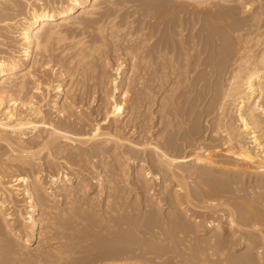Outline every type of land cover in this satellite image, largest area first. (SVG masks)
I'll return each instance as SVG.
<instances>
[{"label": "bare ground", "instance_id": "bare-ground-1", "mask_svg": "<svg viewBox=\"0 0 264 264\" xmlns=\"http://www.w3.org/2000/svg\"><path fill=\"white\" fill-rule=\"evenodd\" d=\"M176 1L178 2L186 1L185 3L188 2L199 7L203 5L204 6L212 5L215 7V5L216 4L218 5L219 2L220 3L225 2L237 6L240 3L242 4L245 0H176ZM47 2H45L44 0H0V38H3V40L1 39L0 41V46L1 48L6 50L5 52L0 50L2 51L0 52V143L1 142L6 143L7 146L5 144L4 145L12 151L8 154L5 153L4 155L6 156L3 155L4 157H6V161H4L3 158L4 163L3 164L0 163V164H2L3 167H6L8 165L7 161H17L20 163L19 164L20 166L21 165L22 167L24 166V169L27 166L26 168H28V171L30 172V173L28 172L29 174L25 176L14 175L13 178L10 176L13 180L7 181L5 180L6 177L2 176V172L0 171L1 172L0 173V225L5 230H7L9 236L12 235L11 237L14 238L12 241L17 242V245L19 243L21 244L22 246L20 248L21 253L25 254L24 251L26 252L29 249V245H31L33 241H35L38 237H43L45 234H47L48 236L46 235L47 236L46 240L45 238H43L45 240L44 242H46L47 244L48 243L51 244V249L54 251L56 255V259L58 260V262H56L57 260L53 259L55 260V263L62 264V261H64L63 256L66 255V253L70 252L72 254L73 252L75 253L86 252L85 250L88 247L87 248L85 247L86 249H84V246L86 245L85 243L88 242V239L90 237L87 236H89L91 232L90 231L88 234L86 230L91 229L93 227L100 228L101 226L104 225V223L105 225L107 223V225L109 226L103 227V230L101 232L103 231L108 232V234L112 236V239L113 237H115L116 240L115 242L114 240H110L114 242V244H112L111 246L109 244L107 246L106 244L107 251L104 252L103 254L101 253V256L102 255L104 256L103 258L99 259L98 257H95L97 260L99 259L100 264H133L134 260L132 262V259H141V261L144 260L145 264H151V263L217 264L215 263L216 260H218L220 264H227V263L228 264L230 263L231 264H264V230H263V226H260L261 224L263 225L264 222L263 221L264 196L262 195L263 192L262 194L260 192L261 189L264 191V187L261 186L262 187L261 188L259 186L258 188V184H257L256 185L257 187L255 186L254 187L255 189L256 188L260 189L259 192L257 191V189H256L257 192H255V190L252 189L251 191L247 189L249 192L248 196L241 197V195H239L240 196L239 197L237 195L240 194V192L238 194L234 193L235 192L234 190L236 189H239L240 191V188H238V183L234 182L235 180L234 179L233 182L237 183L236 185L237 187H235L233 183L232 186L236 188L233 189V191L232 190L220 191L218 189V186L217 187L214 186L215 188L212 187L213 190L211 189L212 191L210 192L206 190L208 189L207 187L204 189V191L201 190L202 193L200 195L204 197V199L212 201L213 199L215 200V198H218L220 202H215L214 204L213 202L212 204L208 202L211 205H208V203H206L207 206L206 205L199 206L193 202V200L195 199L194 197L197 196L198 191L195 192L194 191L195 189L193 190V188H191L192 186L189 184L190 181L188 182L187 178L185 177L187 170H191L194 172H196V170L201 172L208 171L209 173V170L213 169L214 166L213 165L214 159L213 160L210 159L212 158L210 157V155H212L210 154L211 150L209 152L208 148L204 146L203 143H196L198 140L197 141L195 140L196 142L193 141L194 139H197L194 138V136L199 134V126L198 128H194V130L191 131L192 132L191 138H193V140L192 142H189L190 147L191 145L197 146V147L194 146L195 149H193L195 150V153H197L198 155L193 158L194 160L193 164L188 165L187 167L180 165L181 163L183 164L186 162L188 153L185 152L186 150L178 151L175 139L170 137L168 141L165 140L163 143H158L152 146L153 156L151 157V161H150L151 165L148 162H143L144 161L143 159H140L137 167H134V169L132 168L134 180H136V183L141 188H144L146 186L148 179L150 178H155L159 180L160 188L164 193L167 192L166 193L167 196H170L171 198L172 208L169 214L164 215L163 213L159 214L156 211H154V209L151 207L152 206L151 200L150 203L146 205L145 208H143L141 213V219L137 218L134 215H131L132 217L134 216V218L139 219L138 221L135 219L137 222L133 218H131L130 216L131 213L129 214L128 212L130 211L129 207H128V211L126 210L128 214L124 215L122 213L123 212L122 210H124V208L122 207L124 206H122L121 204L122 199L121 196L119 198L118 194L124 193V191L122 189L120 190V188L122 183L124 182L123 175H125L127 172L124 173L125 167L122 166L121 157L131 156L132 159L133 157L131 153L126 151L125 152L122 151L123 152L122 154H120L121 152L118 153L117 150L122 148L124 143H121L122 138L116 134L117 132L114 133L115 131L112 132L113 130L110 131L108 130L109 128L103 129L98 122L94 127H92V129L90 127L89 128L90 130H88V132L85 131L87 127L84 129V125L85 126L88 125L85 123L86 116L85 118H83L82 116L78 115L77 113L78 111L79 114L82 113L80 112L81 110L79 109L78 111L76 110L77 107L81 105V103L76 105L74 101L75 99H78V97L75 98V96L78 95L76 94V92L77 93L79 92V94L80 92H82L83 93L82 97H84L83 95H85L86 98L88 97V95L86 96L87 94L86 88L89 86L90 89L93 88L91 87L90 84L93 82L92 80H94V75H96V73L99 70V66H97L98 63L101 64L102 62L104 63V61L109 57L108 54V50L110 48L109 46H111L110 48L112 49L111 52L114 53L116 52L117 42L118 41L121 42L120 34L124 29H126L124 28L125 26H123L124 24H122L123 27L121 25H117L118 21L117 22L115 21L117 18L114 17L111 19V14L108 17L109 21H105V20L103 21V19L100 20V18H98L97 15H100L99 13L102 10L104 4L103 2L109 4L110 5L109 8L112 7V10H114L115 12L119 11L121 9V6L116 5L114 0H57V1L52 0V2L48 0ZM169 2L171 3V0ZM249 3H251V1ZM229 4L228 6H230ZM150 5H152V3ZM154 5H158V4L155 3ZM172 6L173 5L170 4V8H172ZM22 7H24L23 10ZM161 8L165 9V6ZM167 8L169 11L168 12L166 10L167 13H170L171 9L169 7ZM176 8H177L176 10L178 11L179 9L177 6ZM173 9H175L174 6ZM209 9L212 10L211 8ZM231 9L229 11H231ZM161 12L165 13V10L162 9ZM182 12L183 11H181V13ZM117 14L114 13L115 16ZM154 15L155 17L158 16L155 13ZM224 15L225 13H223L222 16ZM150 16L152 17V15ZM229 17L230 16L228 14V22H230ZM222 18L223 19L219 18L220 21L221 20L226 21L224 17ZM155 19L156 18H154V20ZM157 19H159V17H157ZM171 19L172 18L170 17V20L168 22H170ZM232 20L235 21L237 19H232ZM156 21L158 20H155V22ZM176 21L173 23L172 20L173 24L170 25L169 23L168 27L169 29L172 30L174 34H177L176 36L178 37V39L171 38L170 35V37H165L162 40L158 38L157 40L155 39V35L157 34H155L153 37L151 36L153 39L156 40V41L153 40L154 43H153V49L151 47L152 49L151 53H147V50L149 48L146 50V53H144V50L140 51L141 48L138 51V49L136 50L134 49V47L130 49L131 45L129 49L128 47H126L128 52H127V56L125 55V57L126 59L129 58L128 67H126L127 72L123 73L122 68L125 65L121 68V65L123 64H119L120 66H118L116 70L118 75L113 80L114 82L113 84L115 86L113 91L109 95L110 97L107 96V93L104 91L105 90L104 86L106 82L105 80H107V78H105V80L101 78L99 79L98 84H95L99 87L98 88L99 91L101 90V92L104 95V98L100 97L101 99L103 98L102 100H100L102 101L101 103H107L110 102L109 100H111L110 105L112 107V110H110L107 113L105 120L111 121L112 119H114L116 122H119L122 119V115L127 108L125 109L123 102H119L120 100L118 101L116 98L120 92H124V91L127 92L128 89L130 88L132 89L131 87L132 85L133 86L136 85L138 89L139 87H143L144 90L146 89L145 90L146 93L148 91V93L146 94L147 98L150 97L152 93L150 91L151 88L148 89L147 84L152 86L153 89L155 90L161 88L163 90V87L165 88V86H168L163 91V94H161V96L159 97V100L161 102L159 101L158 103L160 105L159 110L163 113L162 120L164 121L166 120L165 122H167L165 127L168 128V126H170V128L172 129L173 128L172 126L175 125L172 124V121L174 120H172L171 118V111L169 112V109L171 108L170 105H172L173 101L171 100H173V98L170 99L171 94H169V92L173 93L175 89L177 90V88L183 83L191 84V87L197 88L196 90L200 92L199 94L196 92L198 95V102L199 100L201 101L206 100L205 98H207V95L212 93L211 96L212 99L207 104V109L203 112L208 117L211 114L213 115L215 114V116H213V119L214 118L215 119L213 121L214 124L212 123L213 130L211 129L212 130L211 134L214 136V138L218 137L219 139H221L220 143H222L224 152L227 154L228 153L233 154L236 158H238V160L240 159L243 161H247L248 165L250 164L253 170L254 169L257 170L258 172V173L256 172L257 174L264 176L263 175L264 121L263 118L260 116V114L261 115L262 113L264 114V22L263 24H261L260 23L261 21L260 22L257 21L258 23L243 25L246 22L245 23L243 22V24H241L242 22L241 23L236 22L232 24L233 22L232 21L231 24L228 25L229 35L226 34L227 35L226 36L223 33H218L219 31H217L215 27L214 28L208 27L209 29L208 28L206 29L205 28L206 24L203 27V29L206 30L204 31L202 29V31H204V34H202L201 31L198 32L199 30L194 31L196 30L195 28L197 27V24L196 27L194 29L192 28L191 30L190 26L187 25V23L184 24L186 21L184 22L180 21L179 23ZM217 23H223V22H217ZM72 27L76 29L86 28V30L88 31L90 30V32H92L90 34L91 35L93 34V36H91L92 38H90V40L88 37H87L88 40L87 38L85 40V38H82L83 36L85 37V35H87L85 34L79 38V41L76 39L77 42L76 43L74 42L72 46L68 45L69 47L68 46L64 47L65 44L67 43L71 44L72 43L71 41L77 38L74 37V39L71 41L69 39L70 34H68V31ZM141 27L143 28L144 26L142 25ZM159 29H161L160 26ZM189 29L191 31L190 32L191 34L188 36L186 34V31ZM79 31H83V30H79ZM95 31L97 34H95ZM130 32H131L130 30L129 32L127 31L129 42L135 40V37L139 35L136 34V36L135 35L133 36V33L129 35L128 33ZM151 32H153V30L150 31V33ZM168 32L170 33V31ZM125 33L126 31L124 32V34ZM124 34L122 35L123 37L126 36ZM205 34L206 37H204ZM6 35L12 38V41L10 42H14L10 44L12 47L5 46L6 43H4L5 42L4 38ZM123 39H125V37ZM143 39H142V43L148 40L147 38H145L147 40H143ZM149 40L151 41L150 37ZM151 42H149L150 45H148L149 44L148 43L147 46L149 47L152 46ZM145 44L146 42L144 43V45ZM59 49L60 52L58 51ZM56 51L59 52V54H57V56H59L58 58L64 57V59H66V64H65L66 68L63 70L61 68L64 66V64L62 66L58 65L59 62L57 64H54L56 63L55 62L56 55L53 54H55ZM73 51L75 53L70 55L71 53H73ZM204 54L205 55L208 54V56L205 57ZM112 55L113 54H111V56ZM61 61H63V59H61ZM107 61L109 62L108 59ZM95 62L97 63V65ZM51 63L54 64L52 65V70L54 71V75L56 76L58 73L57 76L60 77V80L56 85H54L55 81L51 79H48V81L41 83V80L37 78L38 76L37 72L39 69L38 67L46 68V66ZM105 63L102 66L105 67ZM201 66L202 67L204 66L203 68L204 71L203 70L202 71L205 72V74L204 73H201L200 75L199 73L198 75L195 74L196 71L197 72L201 71L199 69ZM68 71H70V74H68ZM100 71L97 73V75H99ZM124 74L125 77L123 76ZM101 75L103 74H100L99 77ZM104 76L106 77V75ZM123 77H124L123 79L124 81L123 80L121 81L123 82V84L119 85L118 83L120 82L118 79H122ZM122 88L127 90L122 91L121 90ZM98 89L95 88L92 90L95 91ZM124 93L120 95L123 96L125 94L127 95V93L125 94ZM36 94L37 95L39 94V96L41 95V97H39L41 98L39 102L35 101ZM138 94L140 95V93ZM141 94H142L141 97L139 95L135 96V99L137 100L136 104L132 101L135 104L134 105L132 103L133 106L130 107V110H132V112L135 111L140 106L138 104L139 100L141 101L145 100L142 99L144 98L143 96L145 94H143L142 92ZM91 95H89V97ZM94 96L96 95L94 94ZM106 96L109 97L110 99L107 100L108 98ZM137 96L139 98H137ZM84 98H82L81 100H83ZM93 101L95 100H92L91 102L93 103ZM43 102L46 103L44 104ZM41 103L44 105H50L52 109L55 110L54 112H58L60 116L57 119L59 120H56L55 118L52 117L47 118L46 114L48 113H45V110L43 109L44 106ZM175 103L177 104V102ZM201 103L203 104V102ZM132 107L133 109H131ZM85 113L82 114L84 115ZM200 113L201 115L204 116V113L202 112ZM188 116H190V114H188ZM78 125H80L82 129L81 128L78 129L77 128ZM115 129L119 130L118 125ZM164 131L162 133V136H160L161 138L164 137L163 135L165 133ZM8 133L13 134L15 136L14 139L11 136H8L10 135ZM32 134L35 135V137L33 139H29V136ZM78 144L82 145V147H84L83 145H91L90 152L88 153L89 149L87 150V152H85L84 150L86 149L79 148L80 146L78 147L77 146ZM117 144H119L118 145L119 147L117 146ZM1 145L2 144H0V146ZM103 145L106 147H103ZM5 146L4 149L6 148ZM1 148H3V146ZM218 148L219 146H217V149ZM67 150L73 151L72 153L68 152L69 154L68 153L67 154L71 157L70 158L71 160L74 159L73 160L75 161V163L73 162L74 165L77 164L76 161L78 160L80 162L78 164H80L81 166V162L87 164V161H90V159L91 161H93L95 158L99 157L97 164L103 165V168L105 169L103 174L105 175L104 176L98 175V176L100 177L103 176V178H100V180L103 183L106 182L105 187L111 193V195H109L108 193V196L104 198V205H100V202L97 205L98 200L100 201V199L95 195H90V197L88 196L89 194L87 193L91 189L93 184H90V182L86 181L83 177H81L84 174L81 170L78 169V171L75 172L77 173L76 174L77 176L73 177L74 175L73 172L72 175L67 172H64L63 178H60L58 177V175H60L61 171L65 170L66 168L64 164H62L60 168L58 167L59 168L58 170L57 168H55V170L53 169L54 163H51L50 161H48L49 163H51L50 165L48 164V167L46 166L47 163L45 165V162L47 161L46 159L49 160L50 158L51 159L54 158L53 160H55L56 155L58 156L62 153H65ZM105 154H108L110 156L116 155L115 157L117 159H115L116 163H114L115 165L113 164L114 166H112L108 162H105V160H102ZM62 157L60 156V158ZM107 158L109 157L107 156ZM206 158H208L209 161L203 162L202 160ZM65 159L68 158L66 157ZM56 160L59 161L58 159ZM0 161H1V157H0ZM236 163L237 161L235 162V164ZM39 164H43V166L45 165V169L41 168L42 170H39L38 172L36 170H33L34 168L37 169ZM56 165L57 163L55 164V167L59 166ZM82 167L83 166H81L80 168ZM152 167L156 168L155 170L157 172L156 171L153 172ZM237 167L240 168V166L238 165ZM233 168H235L234 165ZM238 168L236 170H238ZM227 170L228 169H226V171ZM46 171H48L47 175L50 176V178L54 181L55 184V187L52 188L51 191L50 190L47 191L46 189H43L44 187L41 178L43 177L42 173ZM228 171H230V169ZM161 173H163L164 175L168 174L170 176V179L171 178L172 180L175 179L177 184L174 185L171 189H168L170 185L168 186L167 183L171 181L165 179V177L163 179L162 176H160ZM56 175L58 178H56ZM206 181L208 180H205L204 182ZM225 183L226 182H224V184ZM23 184H24V189L22 192L21 187L23 186ZM69 185L71 187H69ZM203 185L208 186L207 183L206 184L203 183ZM200 187L203 186L201 185ZM224 188L225 187H223L222 189ZM171 191H173V193H171ZM54 192L55 194L57 193L56 194V198H58L57 201L64 203L65 206H63V209L62 208L60 209L57 203L54 202L52 198L53 196L52 193ZM22 193H24L29 200L28 201L29 210H27L28 211L27 216H24L25 214H23L22 212L23 210H21L20 208H18L17 210L18 216L20 217V219L21 218L23 219L22 221L25 222L27 233L25 232L26 235L23 236L21 234V231H19V229L14 230L12 228L10 220L8 218V214H6L7 206L9 204L14 203V201H16L15 197H20ZM113 194L117 196L114 197ZM226 195L228 196L230 195L229 200L231 199L234 200L229 201L225 199L224 202L223 201L221 202V200H224L222 198H225ZM86 197H88V199H85ZM188 205L197 209L199 208L203 210L209 209L210 212L214 215L219 213V216L220 213L226 211L227 214L224 213L225 214L224 217L225 220L228 222L227 223L228 225L226 224L227 227L222 226L223 224L220 225L216 223L215 225L214 223H212L215 221L214 219L216 218L213 219L214 221L212 222L210 221L211 223L202 226L200 224L201 222H199L200 220L197 221L200 215L196 216L194 220L193 218H190L192 217L189 216L190 215L189 212L191 208H187ZM101 206L102 208L98 210ZM223 207L225 208V210H223ZM40 210L43 211L42 212L43 218H41V220L40 217H38ZM146 211H148L147 212L148 214L149 212L150 214H152L149 215L151 216V219L147 218L148 219L147 221L145 219V215L147 214ZM115 214H120L118 215V217L119 216L120 217L119 218L116 217L117 215L115 216ZM188 217L189 219H187ZM207 218L209 220L210 217ZM211 218H213V216ZM111 219L117 220V222H113L111 221ZM93 220H96L95 223L93 222L91 223V221ZM191 220H193L192 222L193 226L188 225L191 223L190 222ZM42 223L46 224V228L44 230H41V232H39V228H41L40 225ZM113 223L114 225L111 226ZM92 224H94L93 227H90ZM83 228L85 230L84 231L85 234H87L85 235L86 237L84 235L76 236L74 231H72L71 233L69 232L70 235L66 236L67 233L64 232V230L68 229L70 231L75 230L78 234L80 233L81 230L83 232ZM2 230L0 228V234L3 232ZM214 230L215 231L218 230L219 232H221L220 235L222 237H224L226 234H229V237L228 236L225 237L226 238L225 240H223L221 236H218L219 237L218 238L216 236V232L218 231H216L215 234L213 233L212 235H210L212 232H214ZM92 231H94V233L96 232V230L94 229ZM101 232L99 234H101ZM4 233H2V235ZM7 233H5L4 235L6 236ZM94 235L91 234L90 236H94ZM198 236H201L202 239L199 240L200 237ZM197 237L198 239H196ZM68 241L70 242L68 243ZM93 245H92V250H94ZM65 246H68L69 250L73 252L63 251V249L67 248ZM237 247L246 248L247 253H245L242 257L238 259H230L229 251L232 252V249L234 250L235 248H236L235 250H237L238 249ZM149 248L151 250H149ZM97 249L98 248L95 247L96 251ZM16 251H14L15 254V255L13 254L14 256H18L16 255L17 253L20 254V256H23L21 253H19V251H17V253ZM6 252L9 251H7L6 249L4 254H6ZM8 254H6L5 256H8ZM13 255H11L12 259L14 257ZM99 255L97 254V256ZM0 256L4 257L1 254ZM11 256H8V258ZM90 256L91 255L89 256L87 255L88 258ZM87 257L85 258L87 259ZM90 258L92 259V257ZM130 260L132 263L128 262ZM148 261H150V263ZM89 262L88 263L91 264V261ZM38 263L40 262L38 261ZM136 263L138 262H135V264Z\"/></svg>", "mask_w": 264, "mask_h": 264}, {"label": "rangeland", "instance_id": "rangeland-1", "mask_svg": "<svg viewBox=\"0 0 264 264\" xmlns=\"http://www.w3.org/2000/svg\"><path fill=\"white\" fill-rule=\"evenodd\" d=\"M45 2H47L48 0H44ZM49 1H51L52 2V0H49ZM53 1H57V0H53ZM115 1V4L116 5H120L121 6V9L119 10L120 11V14H119V11H117V12H115L114 10H112V7L111 8H109L110 7V5L109 4H107V3H105V2H103L104 4H103V7H102V10H101V12L99 13L100 15H97L98 16V18H100V20L101 19H103V21L105 20V21H109V19H108V17H109V15L111 14V19L112 18H114V17H116L117 19L115 20L116 22H117V25H121L122 26V24H124L123 26H125L124 28H126V29H124L122 32H121V37H120V39H121V42L120 41H118L117 42V48H116V52L114 53V52H111V50L112 49H110L111 48V46H109L110 48H109V50H108V54H109V57L107 58L108 60H109V62L107 61V59L104 61V63L107 61L108 62V64H107V62L105 63V67L104 66H102L104 63L102 62V64L101 63H98V65H97V63H96V65L97 66H99V70H98V72L100 71V73H99V75L100 74H103V75H101V76H103V77H99V75H97V73H96V75H94V80H92L89 84L91 85V87H93L92 89H98L99 87L97 86V85H95V84H98V81H99V79H104L105 80V78H107V80H105L106 82H105V92L107 93V96H109L110 94H111V92L113 91V89H114V82H113V80L115 79V77H117V67L118 66H120L119 64H123V65H121V68L123 69V73H126L127 72V68L126 67H128V60H129V58H127L126 59V57H125V55L127 56V48L126 47H128V49H129V47H130V45H131V48L130 49H132L133 47H134V49H138V51L140 50V48H141V50L140 51H143L144 50V53H146V50H147V53H151V51H152V49H153V40L154 41H156L155 39H157L158 40V38L160 39V40H162V39H164L165 37H170V35H171V38H175V39H178V37L176 36L177 34H174L173 32H172V30L171 29H169V23H170V25H172L176 20V22H180V21H182V22H184V21H186L184 24H186L187 23V25H189L190 26V29L192 30V28L194 29L195 27H196V24H197V27L195 28L196 30H194V31H198V32H200L201 31V33L202 34H204V31L209 27V28H216L217 29V31H219L218 33H223L224 35H229V33H228V25H230L231 24V22H232V24L233 23H241V24H243V22L245 23V24H243V25H250V24H253V23H258V22H260L261 24H263V22H264V12H263V10H264V0H245L242 4L240 3L239 5H234V4H229V3H225V2H222V3H220L219 2V4L217 5H215V7L214 6H212V5H203V6H196V5H194V4H191V3H185L186 1H180V2H178V1H176V0H171V3L169 2L170 0H165V2H167V3H165L164 2V0H135V2H134V0H132V2H131V0H114ZM120 1V2H119ZM125 1V2H124ZM127 1V2H126ZM148 1V2H147ZM157 1V2H156ZM174 1V2H173ZM176 1V2H175ZM251 1V3H249V2ZM122 2H124V3H122ZM137 2V3H136ZM144 4H143V3ZM153 2H155L156 4H158V5H154L155 3H153ZM161 2H162V4H161ZM163 2H164V5H163ZM253 2V3H252ZM48 3V2H47ZM152 3V5H150ZM171 5H173L174 6V8L175 9H173V6H172V8H170V4ZM175 3V4H174ZM177 3V4H176ZM248 3V4H247ZM122 4V5H121ZM127 4V5H126ZM145 4H147V5H145ZM161 4V5H160ZM179 4H181V5H179ZM184 6H183V5ZM227 4V5H226ZM228 4L230 5V6H228ZM250 4V5H249ZM253 4V5H252ZM107 5V6H106ZM109 5V6H108ZM138 5V6H137ZM141 5H142V7H141ZM167 5V6H166ZM134 6H136V7H134ZM151 6V7H150ZM156 6H158V7H156ZM160 6V7H159ZM165 6V9L164 8H161V7H164ZM176 6L178 7V11L176 10L177 8H176ZM210 6V7H209ZM212 6V7H211ZM216 6H218V7H216ZM221 6V7H220ZM228 6V7H227ZM231 6H232V9H231ZM234 6V7H233ZM248 6V7H247ZM144 7V8H143ZM167 7H169L171 10V12L170 13H167V11H168V8ZM181 7V8H180ZM226 7V8H225ZM105 8V9H104ZM123 8V9H122ZM136 8V9H135ZM141 8V9H140ZM167 8V9H166ZM209 8H211L212 10H210ZM224 8V9H223ZM231 9V11H229L230 9ZM24 9V7H22V10ZM108 9V10H107ZM151 9V10H150ZM153 9V10H152ZM155 9H157V10H155ZM162 9L163 10H165V13H162L161 11H162ZM228 9V10H227ZM260 9H261V11H260ZM123 10V11H122ZM125 10V11H124ZM128 10V11H127ZM130 10V11H129ZM150 10V11H149ZM167 10V11H166ZM173 10V11H172ZM223 10V11H222ZM227 10V11H226ZM233 10V11H232ZM103 11V12H102ZM136 11V12H135ZM156 14V15H158V16H156L155 17V15H154V13ZM181 11H183L182 13H181ZM209 11V12H208ZM217 11H218V13L219 12H221V13H217ZM224 11H226V12H224ZM230 13H229V12ZM145 12V13H144ZM151 12V13H150ZM159 12V13H158ZM169 12V11H168ZM232 12V13H231ZM261 12V13H260ZM263 12V13H262ZM114 13L115 14H117L116 16L114 15ZM215 13H217V14H215ZM223 13H225V15H226V18H225V15L224 16H222L223 15ZM227 13V14H226ZM103 14V15H102ZM141 14H143V15H141ZM145 14V15H144ZM162 14V15H161ZM165 14V15H164ZM168 14V15H167ZM175 14V15H174ZM177 14V15H176ZM214 14V15H213ZM220 14H221V16H220ZM228 14H229V21L230 22H228ZM234 15V16H232V15ZM102 15V16H101ZM146 15H147V17H146ZM149 15V16H148ZM150 15H152V17L150 16ZM161 15V16H160ZM174 15V16H173ZM217 15H218V17H217ZM125 16V17H124ZM165 16H167V17H165ZM169 16V17H168ZM212 16V17H211ZM215 16V17H214ZM105 17V18H104ZM122 17V18H121ZM124 17V18H123ZM126 17H129V18H126ZM157 17H159V19H157ZM162 17V18H161ZM170 17L172 18L171 19V21L170 22H168L169 20H170ZM176 17H177V19H176ZM222 17H224V19H226V21L225 20H221L220 21V19H223ZM233 17V18H232ZM151 20H150V19ZM154 18H156L155 20H158L160 23H163V24H160L158 21H156L155 22V20H154ZM161 18V19H160ZM164 18V19H163ZM174 18V19H173ZM213 18V19H212ZM215 18V19H214ZM220 18V19H219ZM237 19V20H232V19ZM180 19V20H179ZM182 19V20H181ZM219 19V20H218ZM161 20V21H160ZM172 20H173V23H172ZM179 20V21H178ZM214 20H216V21H214ZM239 20H241V21H239ZM251 20H252V22H251ZM153 21V22H152ZM208 21V22H207ZM215 23H214V22ZM256 21V22H255ZM258 21V22H257ZM120 22V23H119ZM148 22V23H147ZM152 22V23H151ZM206 22V23H205ZM217 22H223V23H217ZM228 22V23H227ZM158 23V24H157ZM189 23V24H188ZM214 23V24H213ZM224 23H226V24H224ZM248 23V24H247ZM154 24V25H153ZM160 24V25H159ZM207 25V27H206V25ZM209 24H211V25H209ZM218 24V25H217ZM131 25V26H130ZM144 26L143 28L141 27V26ZM150 25V26H149ZM162 25H163V27H162ZM204 25H205V28L206 29H203V27H204ZM122 26V27H123ZM152 26V27H151ZM155 28H154V27ZM158 26V27H157ZM159 26H160V28L161 29H159ZM188 26V27H189ZM218 26V27H217ZM221 26V27H220ZM227 26V27H226ZM149 27V28H148ZM225 27H226V29H225ZM146 28V29H145ZM152 28H154V29H152ZM208 28V29H209ZM75 29L76 28H74V27H72V28H70L69 29V31H68V34H70L69 35V39H70V41L71 40H73L74 39V37H77V38H75L73 41H71L72 43L70 44V43H67V44H65L64 45V47L66 46H72L73 44H74V42L76 43L77 42V40L79 41V38L80 37H82L83 35H85V34H87V35H85V37L83 36L82 38H85V40H86V38L88 37L89 38V40H90V38H92L91 36H93V34L91 35L90 33H92V32H90V30L88 31V30H86V28L85 29H76V31H75ZM131 31L130 33H128L129 35L130 34H132L133 33V36L135 35L136 36V34H139L140 35V37H139V35H137L136 37H135V40H133V41H128V36H127V31L129 32V30ZM132 29V30H131ZM150 29V30H149ZM153 30V32H151V33H153V34H151L150 33V31H152ZM158 31H157V30ZM190 29L189 30H187L186 31V34L189 36L191 33V31H190ZM202 29L204 30V31H202ZM71 30V31H70ZM79 30H83V31H79ZM139 30V31H138ZM141 30H142V32H141ZM161 30V31H160ZM221 30H222V32H221ZM73 31V32H72ZM85 31V32H84ZM126 31V33L124 34V32ZM146 33H145V32ZM168 31H170V33L168 32ZM224 31V32H223ZM70 32V33H69ZM84 32V33H83ZM88 32V33H87ZM157 32H159V33H157ZM163 32V33H162ZM168 32V33H167ZM172 32V33H171ZM188 32V33H187ZM141 33H142V35H141ZM72 34V35H71ZM95 34H97L96 33V31H95ZM126 35V36H124L125 37V39H123L124 37L122 36V35ZM155 34H157V35H155ZM168 34H169V36H168ZM145 35V36H144ZM155 35V39H153L152 37ZM226 35V36H227ZM72 36V37H71ZM152 36V37H151ZM156 36H157V38H156ZM173 36V37H172ZM175 36V37H174ZM208 36V35H207ZM71 37V38H70ZM127 37V38H126ZM142 37V38H141ZM147 38V39H145V38ZM149 37L151 38V41L149 40ZM162 37V38H161ZM204 37H206V34L204 35ZM10 38V39H9ZM88 38H87V40H88ZM144 38V39H143ZM1 39L3 40V38H0V41H1ZM5 42L4 43H6V45L5 46H7V47H12L10 44H12V43H14V42H10V41H12V38L10 37V36H5ZM77 39V40H76ZM140 39V40H139ZM142 39L143 40H147V41H145L146 42V44L144 45V43L145 42H143L142 43ZM81 40V39H80ZM125 41V42H124ZM139 41V42H138ZM124 42V43H123ZM129 42V43H128ZM149 42H151L152 44V46H147V44L149 43ZM132 43H133V46H132ZM136 43H137V45H136ZM8 44V45H7ZM119 44V45H118ZM140 44V45H139ZM142 44V45H141ZM10 45V46H9ZM136 47H135V46ZM148 45H150V43L148 44ZM68 46V47H69ZM125 46V47H124ZM139 46V47H138ZM141 46V47H140ZM144 46H145V48H144ZM120 47V48H119ZM151 47H152V49H151ZM142 48H144V49H142ZM118 49V50H117ZM120 49V50H119ZM123 49H124V51H123ZM126 49V50H125ZM0 50H2L3 52H5L6 50L5 49H3V48H1V46H0ZM122 50V51H121ZM2 51H0V52H2ZM59 52H60V49L58 50ZM118 51V52H117ZM148 51H150V52H148ZM59 52H57L56 51V53L55 54H53V55H56L55 57V62L56 63H54V64H57L58 62V65L59 66H62L63 64H64V68L62 67L61 69L63 70V69H65L66 67H65V64H66V59H64V57L62 58V57H60V58H58L59 56H57V54H59ZM136 52V51H135ZM209 52V51H208ZM75 52L73 51V53H71L70 55H72V54H74ZM118 53V54H117ZM111 54H113L112 56H111ZM205 55V54H204ZM204 55H203V58H204ZM208 56V54H206L205 55V57H207ZM129 57V56H128ZM58 58V59H57ZM67 58V57H66ZM61 59H63V61H61ZM124 61H126V62H124ZM53 63H51V64H49V65H47L46 66V68L44 67V68H40V67H38L39 69H38V72H37V74H38V76H37V78L38 79H40L41 80V83H44V82H46V81H48V79H51V80H53V81H55L54 82V85H56L58 82H59V80H60V77L59 76H57L58 75V73H57V75L55 76L54 75V71L52 70V65H54ZM102 67V69H101V67ZM107 66V67H106ZM126 68V69H125ZM204 66L202 67H200L199 69L201 70V71H199V72H195V74H197L198 75V73H199V75L201 74V73H204L205 74V72H203L204 71ZM125 69V70H124ZM52 70V71H51ZM203 70V71H202ZM103 71V72H102ZM52 72V73H51ZM68 74H70V71H68ZM195 74H194V76H195ZM203 74V75H204ZM55 77H54V76ZM104 75H106V77L104 76ZM196 75V76H197ZM96 76V77H95ZM98 76V77H97ZM124 77H125V74L123 75ZM149 76H151V75H149ZM148 76V77H149ZM124 77L122 78V79H118L119 80V82L120 83H118L119 85H122L123 84V82H121L123 79H124ZM150 78V77H149ZM67 80V79H66ZM97 80V81H96ZM108 81V82H107ZM112 81V82H111ZM124 81V80H123ZM195 83V82H194ZM31 86H33V85H31ZM69 86V85H68ZM88 86V85H87ZM96 86V87H95ZM70 87V86H69ZM95 87V88H94ZM108 87V88H107ZM132 87V89L130 88V89H128V91L129 90H131V91H127V92H125L124 90H127V89H124V88H122L121 90L122 91H124L125 93H127V95L124 93V92H120L118 95H117V100L119 101V102H123V105L125 106L124 108L126 109L125 111H124V113H123V115H122V119L119 121V122H116L114 119H112L111 121H107V120H105V118H106V116H107V113L110 111V110H112V107H111V100H109L110 98V96L109 97H107L108 99L107 100H109L110 102H107V103H101L102 101H100V100H102L103 98H104V95H103V93L101 92V90L99 91V89L98 90H92V89H90V86L89 87H87L86 88V92H87V94H86V96L88 95V99L85 97V95H83L84 97H82V92H80V94H79V92L77 93L76 92V94H78V95H74L75 96V98L76 97H78V99H80V100H78V99H75V98H73V99H75L74 101H75V104L77 105V104H79V103H81V105H79L78 107H80V108H78L77 107V111H78V109L79 110H81L80 112H82V113H85L84 115L82 114V113H80L79 114V111L77 112L78 113V115L79 116H82L83 118H85V116H86V120H85V123L86 124H88L89 125V127H88V125H84V129H85V131H87L88 132V130H90L89 128L91 127V129H92V127H94L96 124H97V122L101 125V127L103 128V129H108V130H110V131H112V132H114V133H116L118 136H120L121 138H122V141H121V143H124V145H123V147L122 148H120V149H118L117 151H118V153H120V154H122L123 152L122 151H126V152H129V153H131V155H132V157H133V159L131 158V156L129 157V156H127V157H125V156H123V157H121L122 159H121V161H122V166L123 167H125L124 168V173H126L125 175H123V180H124V182L122 183V185H121V188H120V190L122 189L123 191H124V193L122 194H118V196H119V198H120V196H121V204H122V206H124V207H122V208H124V210H122L121 212L125 215V214H128V212H129V214H130V216L131 215H134V216H136L137 218H139V219H141V213H142V210H143V208H145L146 207V205H148L149 203H150V200L152 201V208L154 209V211H156L157 213H163L164 215H168L169 214V212H170V210H171V208H172V205H171V198H170V196H167V192L166 193H164L163 191H162V189L160 188V185H159V180L158 179H155V178H150V179H148V182H147V184H146V186L144 187V188H141L140 186H138V184L136 183V180H134V175H133V169H134V167H137V165L139 164V160L140 159H143L144 161L143 162H148L150 165H151V163H150V161H151V157L153 156V148H152V146H154V145H156V144H158V143H163L165 140H167L168 141V139L170 138V137H172L173 139H175V142H176V144H177V150L178 151H182V150H186L185 152H187L188 153V157H187V160H186V162L185 163H181L180 165H182V166H185V167H187L188 165H191V164H193V158L195 157V156H198L197 155V153H195V150H193V149H195V147H197L196 145H191V147L189 146V142H192V140H193V138H191V134H192V130H194V128H198V126H199V134H197L196 136H194V138H197V139H194L193 141H195L196 143H203V145L204 146H206L207 148H208V150H209V152H210V150H211V153L210 154H212V155H210V157H212V158H210V157H208V158H210L211 160H213V169H211V170H209V173H208V171H203V172H201V171H198V170H196V172H194V171H191V170H187V172H186V174H185V177L187 178V180H188V182H189V184L192 186L191 188H193V190L195 191V192H197V196L196 197H194L195 199L193 200V202L194 203H196L197 205H206V203H208V202H210L211 204H212V202H213V204L215 203V202H220L219 200H218V198H215V200L213 199H211L212 201H209V200H207V199H204V197H202L200 194L202 193V191H204V189L207 187L208 189H206L207 191H212L213 190V188L212 187H217L218 186V189L220 190V191H227V190H232L233 191V189H236L235 187H237L236 185H237V183H238V188H240V191H239V189H236L237 190V192H236V190H234L235 192V194L237 193H239L240 192V194H238L237 196H239V195H241V197L243 196V197H245V196H248V190L249 191H251V189L252 190H255V192H259L260 191V189H258L259 188V186L261 187H264V176H262V175H260V174H257L258 172H257V170L256 169H252V166L249 164L248 165V162L247 161H243V160H238V158H236L233 154H227V153H225L224 152V148L222 147V143H220L221 142V139H219L218 137H215L214 138V136L211 134L212 132V130H213V125H212V123L214 124V119H213V116H215V114L213 115V114H211L209 117L207 116V115H205V113L203 112V111H205L206 109H207V104L211 101V99H212V93H210V94H208L207 95V98H205L206 100H204V101H201V100H199V102H198V95H197V93L199 94L200 92L199 91H197L196 89L197 88H193V87H191V84H188V83H183L182 85H180L178 88H177V90L175 89V91L173 92V93H170L169 92V94H171L170 95V99H172L173 98V100H171V101H173L172 102V105H170V109H169V112L171 111V118H172V120H174V121H172V124L173 125H175V126H172L173 128L171 129L170 128V126H168V128L167 127H165L166 126V123L167 122H165L164 120H162V118H163V113L159 110V108H160V105H159V97L161 96V94H163V91L168 87V86H165V88L163 87V90H162V88L161 89H153V87L152 86H150L149 84H147V87H148V89H150V91L152 92L151 93V98L150 97H148L147 98V96H146V94L148 93V91H147V93H146V89L144 90L143 89V87H139V89L136 87V85H132L131 86ZM134 87V88H133ZM67 88V87H66ZM90 90H89V89ZM112 89V90H111ZM152 89H153V91H152ZM193 89H195V90H193ZM88 91H90V92H88ZM93 92V94H92V92ZM99 93H98V92ZM107 91H109V92H107ZM158 91H160V92H158ZM162 91V92H161ZM202 91V90H201ZM96 92H97V94H96ZM132 92V93H131ZM141 92L143 93V94H145L143 97L144 98H142V99H145L143 102L141 101V100H139V105H137V106H139L135 111H133L132 112V110H130V107L131 106H133L132 105V103L134 102L135 104H136V99H135V96L136 95H139L138 93H140V97L142 96V94H141ZM145 92V93H144ZM197 92V93H196ZM203 92V91H202ZM101 93H102V95H101ZM125 94L124 96L123 95H120V94ZM204 93V92H203ZM92 94V95H91ZM94 94L96 95V96H94ZM129 94V95H128ZM153 94H155V95H153ZM157 94V95H156ZM174 94V95H173ZM80 95V96H79ZM89 95H91L90 97H89ZM38 96V97H37ZM73 96V97H74ZM121 96V97H120ZM132 96V97H131ZM156 96H157V98H156ZM39 97H41V95L39 96V94L37 95L36 94V98H35V101L36 102H39L40 100H41V98H39ZM80 97V98H79ZM94 97H96V98H94ZM99 97V98H98ZM100 97H103L102 99L100 98ZM146 97V98H145ZM197 97V98H196ZM82 98H84L83 100H81ZM131 98V99H130ZM137 98H139L138 96H137ZM95 100V101H93V103L91 102L92 100ZM155 99V100H154ZM195 99H197V100H195ZM135 100V101H134ZM148 100V101H147ZM153 100V101H152ZM196 102H195V101ZM100 101V102H99ZM130 101V102H129ZM133 101V102H132ZM150 101H152V102H150ZM195 102V104H194V102ZM78 102V103H77ZM90 102V103H89ZM125 102V103H124ZM150 102V103H149ZM155 102H157V103H155ZM161 102V101H160ZM175 102H177V104L175 103ZM198 102V103H197ZM201 102H203V104L201 103ZM44 103V102H43ZM46 103V102H45ZM44 103V104H45ZM133 103V104H134ZM42 104V103H41ZM44 104H42L44 107H43V109L45 110V113H48V114H46L47 115V118L49 117H52V118H55L56 120H59V119H57L60 115H59V113L58 112H54L55 110L54 109H52V107L50 106V105H44ZM100 104H101V106H100ZM106 104V105H105ZM134 104V105H135ZM148 104V105H147ZM199 105V106H198ZM150 106V107H149ZM198 106V107H197ZM141 107V108H140ZM140 108V109H139ZM131 109H133V107L131 108ZM24 110V109H23ZM129 110H130V112H129ZM200 110V111H199ZM160 111V112H159ZM186 112V113H185ZM195 112V113H194ZM200 112H202V113H204V116L203 115H201V113ZM260 112V111H259ZM130 113V114H129ZM180 113V114H179ZM183 113V114H182ZM190 114V116H188V114ZM89 114V115H88ZM185 114V115H184ZM201 116H200V115ZM175 115V116H174ZM181 115L182 117H183V119H182V117L179 116ZM187 115V116H186ZM191 115H193V116H191ZM195 115V116H194ZM198 115V116H197ZM126 116H128V117H126ZM131 116V117H130ZM173 116V117H172ZM185 116V117H184ZM260 116L263 118V121H264V114L262 113V115L260 114ZM89 117V118H88ZM124 117H126V118H124ZM189 117V118H188ZM197 118H199V119H197ZM88 119V120H87ZM87 121V122H86ZM185 121V122H184ZM89 122V123H88ZM160 122V123H159ZM163 122V123H162ZM165 122V123H164ZM174 122V123H173ZM198 122V123H197ZM95 123V124H94ZM195 123H197V124H195ZM117 125H118V128H119V130H116L115 128L117 127ZM196 125V126H195ZM211 125V126H210ZM82 126V125H81ZM192 126H194V127H192ZM201 126V127H200ZM83 127V126H82ZM209 127V128H208ZM212 127V128H211ZM78 129L79 128H81L80 127V125H78V127H77ZM208 128V129H207ZM82 129V128H81ZM83 129V130H84ZM168 129V130H167ZM173 130V131H171V130ZM212 129V130H211ZM165 130V131H164ZM200 130H202V131H200ZM208 130V131H207ZM163 131L165 132L163 135H164V137L163 138H161L160 136H162V133H163ZM206 131V132H205ZM201 132V133H200ZM205 132V133H204ZM208 133H210V134H208ZM8 134H10V135H8V136H11L13 139H14V135L13 134H11V133H8ZM46 134V133H45ZM44 134V135H45ZM206 135V136H205ZM212 135V136H211ZM35 137V135H30L29 136V139H33ZM210 137V138H209ZM190 138V139H189ZM213 140H212V139ZM218 138V139H217ZM184 139V140H183ZM191 140V141H190ZM185 142V143H184ZM188 142V143H187ZM0 144H2L1 146H0V157H1V161H0V163H4V161H6V157H4V156H6V155H4L5 153L6 154H8V153H10V152H12L8 147H6L7 145H6V143H0ZM6 146H5V145ZM112 145H114V144H112ZM111 145V146H112ZM119 144H117V146H118ZM184 145V146H183ZM3 146V148H1ZM4 146L6 147L5 149H4ZM79 148H81V149H86V150H84L85 152H87V150L89 149V151H88V153L90 152V150H91V145H83L84 147H82V145H77ZM88 148H87V147ZM186 146H187V148H186ZM189 146V147H188ZM195 146V147H194ZM217 146H219V148L217 149ZM103 147H106V146H104L103 145ZM119 147V146H118ZM179 147V148H178ZM182 148V149H181ZM185 148V149H184ZM210 148V149H209ZM215 148V149H214ZM220 148H222V149H220ZM7 149H9V150H7ZM7 150V151H6ZM213 150V151H212ZM222 150H223V152H222ZM9 151V152H8ZM71 150H67L65 153H62V154H60V155H56L55 156V160H53V159H46L47 161L45 162V165H46V163H47V167H48V164L50 165L51 163H54V167H53V169L55 170V168H57V170L62 166V164H64L65 166H66V168H65V170H63V171H61V174L60 175H58V177H60V178H63V173L64 172H67V173H69V174H73L74 173V175H73V177L74 176H77L76 174L77 173H75L76 171H78V169L79 170H81L84 174H83V176H81V177H83L86 181H88V182H90V184H93L92 185V187H91V189L88 191V193L87 194H89L88 196L90 197V195H95L96 197H98L99 199H100V201L98 200V203H97V205L99 204V202H100V205H104V198L106 197V196H108V193H109V195H111V193L107 190V188L105 187L106 186V182H102L101 180H100V178H103V176L105 175V174H103L104 173V171H105V169L103 168V165H98L97 164V162H98V158H95L93 161H91V159H90V161H87V164H85L84 162H81V166H83L82 168H80L81 166H80V164H78V163H80L79 162V160L78 161H76V163L77 164H75L74 165V163H75V161H73L74 159H70L71 157L68 155L69 153H72L73 151H71ZM221 151V152H220ZM69 152V153H68ZM220 152V153H219ZM68 153V154H67ZM16 154V153H15ZM65 154V155H64ZM216 156H215V155ZM4 155V156H3ZM109 157V158H107V156ZM227 155V156H226ZM60 156L62 157V158H60ZM116 156V155H115ZM114 155H112V156H110V155H108V154H105V156L103 157V159L102 160H105V162H108L109 164H111L112 166H114L115 164L114 163H116V161H115V159H117L116 157H115ZM233 156H234V158H233ZM68 158V159H65V158ZM118 157V156H117ZM214 157V158H213ZM3 158H4V161H3ZM208 158H206V159H204V160H202L203 162H206V161H209V159ZM233 158V159H232ZM56 159H58L59 161H57ZM71 160V162H70V160ZM135 159V160H134ZM53 160V161H52ZM67 160V161H66ZM69 160V161H68ZM127 160V161H126ZM45 161V160H44ZM43 161V162H44ZM48 161H50L51 163H49ZM55 161H56V163H57V165H59V166H57V167H55ZM62 161V162H61ZM65 161V162H64ZM216 161H217V163H216ZM237 161V165L238 166H240V168H238L237 167V165L235 164V162ZM8 162V165L6 166V167H3V165L2 164H0V171L2 172V176H5L6 178L7 177H9V178H5V180H7V181H11V180H13L12 178H13V176L15 175H22V176H25V175H27V174H29L30 172L28 171V168H26L25 167V169H24V166L22 167V165L20 166L19 164V162H17V161H7ZM59 162V163H58ZM74 162V163H73ZM142 162V163H143ZM244 162V163H243ZM66 163V164H65ZM83 163V164H82ZM93 163V164H92ZM97 165H96V164ZM246 163V164H245ZM61 164V165H60ZM68 164V165H67ZM70 164H71V166H70ZM85 164V165H84ZM114 164V165H113ZM45 165L43 166V164H39L38 165V167H37V169L38 168H40V169H33V170H36L37 172L39 171V170H42V169H45ZM63 165V166H64ZM79 165V166H78ZM233 165H234V167L235 168H233ZM2 166V167H1ZM95 166V167H94ZM98 166V167H97ZM248 166V167H247ZM46 167V168H47ZM59 167V168H58ZM130 167V168H129ZM215 167V168H214ZM238 168V170H236L237 168ZM42 168V169H41ZM133 168V169H132ZM153 168V172H155L156 170V168H154V167H152ZM222 168H223V170H222ZM232 168V169H231ZM83 169V170H82ZM226 169H230V171H226ZM234 169V170H233ZM220 171V173H219V171ZM232 170V171H231ZM27 171V172H26ZM222 171V172H221ZM223 171H224V173H223ZM237 171V172H236ZM0 172V173H1ZM29 172V173H28ZM73 172V173H72ZM157 172V171H156ZM216 172V173H215ZM241 172V173H240ZM257 172V173H256ZM245 173V174H244ZM4 174H6V175H4ZM43 174V177L41 178V180H42V184H43V189H46L47 191H51L52 190V188H54L55 187V184H54V181L50 178V176H48L47 174H48V171H46V172H44V173H42ZM41 174V175H42ZM8 175V176H7ZM98 175H103L102 177H100V176H98ZM263 175H264V173H263ZM12 178H11V177ZM125 176V177H124ZM160 176H162V178L164 179V177H165V179H168V180H170L171 182H169V183H167L168 184V189H171L174 185H176L177 184V182L175 181V179H173L172 180V178L170 179V176L167 174H163V173H161L160 174ZM168 176V177H167ZM257 176V177H256ZM57 177V175H56V178H58ZM167 177V178H166ZM258 177H260V178H258ZM194 179V180H193ZM235 179V180H234ZM237 179V180H236ZM205 180H208V181H206V182H204ZM227 180V181H226ZM229 180H230V182H229ZM233 180H234V182H237V183H234L233 182ZM260 180V181H259ZM175 181V182H174ZM213 181V182H212ZM226 182L225 184H224V182ZM261 181H263V182H261ZM93 182V183H92ZM196 182V183H195ZM209 182H210V185H209ZM229 184H231V185H229ZM171 183V184H170ZM203 183H207V185L208 186H205V185H203ZM220 183H223V184H220ZM234 183V186H232V184ZM263 183V184H262ZM99 184V185H98ZM101 184H102V186H101ZM199 184V185H198ZM216 184V185H215ZM220 184V185H219ZM258 184V188H256L257 189V191H256V189H255V187H257L256 185ZM261 184V185H260ZM196 185H198V186H196ZM203 186V187H200V186ZM213 185V186H212ZM221 185H222V187H221ZM225 185V186H224ZM227 185H229V186H227ZM219 186H220V188H219ZM255 186V187H254ZM69 187H71L70 185H69ZM214 187V188H215ZM223 187H225L224 189H222ZM232 187H234V188H232ZM249 187H251V188H249ZM261 187V188H262ZM50 188V189H49ZM210 188V189H209ZM227 188V189H226ZM229 188V189H228ZM21 189H22V192H23V189H24V184H23V186L21 187ZM197 189V190H196ZM212 189V190H211ZM248 189V190H247ZM202 190V191H201ZM242 191V192H241ZM246 194H245V193ZM261 194H262V192H263V196H264V191L261 189ZM171 193H173V191H171ZM57 194V193H56ZM56 194H55V192L54 193H52V198H53V200H54V202L55 203H57V205H58V207H60V209L62 208L63 209V206H65L64 205V203L63 202H59V201H57V199L58 198H56ZM114 195V197L115 196H117V195H115V194H113ZM112 195V196H113ZM230 196V195H229ZM229 196L228 195H226V197L225 198H222V199H224V200H221V198H220V200H221V202L223 201H225V199L226 200H229ZM240 197V196H239ZM17 198V199H16ZM264 198V197H263ZM56 199V200H55ZM85 199H88V197H86ZM15 200L16 201H14V203H12V204H9L8 206H7V208H6V214H8V218H9V220H10V223H11V226H12V228L14 229V230H18L19 229V231H21V234H22V236L23 235H26V227H25V222L24 221H22L23 219L21 218L20 219V217L18 216V208H20L21 210H23L22 212H23V214H25L24 216H27V210H29V200H28V198L26 197V195L24 194V193H22L21 194V196L20 197H15ZM234 199H231V200H229V201H233ZM57 201V202H56ZM59 202V203H58ZM263 202H264V199H263ZM103 203V204H102ZM211 204H209L208 203V205H211ZM99 205V206H100ZM187 205V204H186ZM185 205V206H186ZM257 205V204H256ZM207 206V205H206ZM128 207H129V210L130 211H128ZM102 208V206L98 209V210H100ZM132 208V209H131ZM187 208H191V210H190V212H189V216H192V217H190V218H193V220H194V218L196 217V216H198V215H200L199 217H198V219H197V221H199V222H201L200 224L202 225V226H205V225H207V224H209V223H211L212 221H214V222H212V223H214L215 225H216V223L217 224H220V225H222V226H225V227H227V221L225 220V217H224V215L225 214H227V212L226 211H224V212H222V213H220V216H219V213H217L216 215H214V214H212L211 212H210V210L209 209H197V208H193V207H191V206H189L188 205V207ZM126 210L128 211V212H126ZM208 210V211H207ZM223 210H225V208L223 207ZM132 211V212H131ZM42 210H40V213H39V215H38V217H40V220H41V218H43V216H42ZM148 211H146V213H147ZM194 212V213H193ZM225 213V214H224ZM122 214V215H123ZM209 214V215H208ZM212 214V215H211ZM117 215V216H116ZM118 215H120V214H115V216L116 217H118ZM146 215H148V216H146ZM145 215V219H146V221L148 220V219H151V216H149V215H152V214H150V212H149V214L147 213ZM187 215H188V213H187ZM263 215H264V207H263ZM134 216L132 217L131 216V218H133L134 220L136 219L137 221L139 220V219H137V218H134ZM206 216V217H205ZM213 216V218H211ZM218 216V217H217ZM120 217V216H119ZM118 217V218H119ZM207 217H210L209 218V220H208V218ZM264 217V216H263ZM148 218V219H147ZM205 218V219H204ZM207 218V219H206ZM214 218H216V219H214ZM224 220H223V219ZM94 219V218H93ZM117 219V218H116ZM187 219H189V217L187 218ZM212 219V220H211ZM214 219V220H213ZM135 220V221H136ZM193 220H191L190 222V224H188V225H192L193 226V224H192V222H193ZM204 220H206V221H204ZM95 221L96 220H93V221H91V223L93 222V223H95ZM111 221H113V222H117V220H112L111 219ZM134 221V222H135ZM136 221V222H137ZM203 221V222H202ZM211 221V222H210ZM223 221V222H222ZM264 221V220H263ZM226 222V223H225ZM24 223V224H23ZM91 223H89V224H91ZM204 223V224H203ZM227 224V225H226ZM93 225L94 224H92L90 227H93ZM114 225V223L111 225V226H113ZM107 227V226H109V225H107V223H106V225H105V223H104V225L103 226H101L100 228H98V227H96V228H98V229H96L95 227H93V228H91V229H88V230H86L87 232H88V234H89V232H90V234H89V236H87V237H90L89 239H91V240H89L88 239V242H86L85 244V246H84V249H86L87 247V249L85 250L86 252L84 253H82V252H78V253H75V252H73V251H71V250H69V248H68V246H65V247H67V248H65V249H63V251H71V252H73V253H75V254H77V255H75V254H71L70 252H68V253H66V255H64L63 256V260L64 261H62V264L64 263V262H66V263H64V264H89L90 262L89 261H91V264H94V263H96V264H100V262H99V259H101V258H103L104 256L102 255L101 256V253L103 254L104 252H106L107 250V246H108V244L111 246L112 244H114V242H115V237H113V239H112V236L111 235H109L108 234V232H101L102 230H103V227ZM260 226H263V230H264V222H263V225L261 224ZM259 226V227H260ZM15 227V228H14ZM24 227V228H23ZM40 227L41 228H39V232H41V230H44L45 228H46V224H41L40 225ZM0 228H1V230H2V228L3 227H1V225H0ZM262 228V227H261ZM96 230V232L94 233V231H92V230ZM3 231V232H2ZM1 232L2 233H4L5 231V233H7V230H5L4 228H3V230H2ZM24 231V232H23ZM72 231H74V233L76 234V236H82V235H87V234H85V230H84V228H83V232H82V230L80 231V233H78L77 234V232L75 231V230H68V229H66V230H64V232L65 233H67L66 234V236H69L70 235V233L72 232ZM216 231H218V230H216ZM215 230H214V232H212L210 235H212L213 233L215 234V232H216ZM26 232V233H25ZM70 232V233H69ZM82 232V233H81ZM93 232V233H92ZM101 232V234H99ZM2 233L0 234V251L2 252H0V254L1 255H3L4 257H2V256H0V264H37L38 263V261L40 262V263H38V264H44V263H46V264H56L55 263V260H57L56 259V255H55V253H54V251L51 249V244H47L46 242H44L45 240H46V238H47V234H45L43 237H38L35 241H33L32 243H31V245H29V249H31V250H27L26 252L24 251V253L25 254H22L21 253V250H20V248L22 247L21 246V244L19 245H17V242H14V241H12L14 238L13 237H11L12 235H10L9 236V234L7 235L6 234V236L3 234L2 235ZM220 233L221 232H216V236L218 237V236H221L220 235ZM79 234H81V235H79ZM94 235V236H90V235ZM105 234V235H104ZM106 234H108V235H106ZM47 235V236H46ZM97 236V237H96ZM110 237V238H107V237ZM202 236V235H201ZM201 236H198V237H200L199 238V240H201L202 238H201ZM229 237V234H226L224 237H222V239L223 240H225L226 238L225 237ZM3 237H4V239H3ZM6 237V238H5ZM86 237V236H85ZM101 237H103V238H101ZM198 237L196 238V239H198ZM43 238H45V240L43 239ZM99 238V239H98ZM101 238V239H100ZM108 240H107V239ZM117 238V237H116ZM219 238V237H218ZM6 239V240H5ZM93 239V240H92ZM95 239V240H94ZM104 239V240H103ZM2 240V241H1ZM9 240V241H8ZM69 240V239H68ZM100 240H101V242H100ZM107 240V241H106ZM110 240H114V242H112V241H110ZM4 241V242H3ZM41 241V242H40ZM90 241V242H89ZM93 243H92V242ZM97 241V242H96ZM99 241V242H98ZM103 241V242H102ZM106 241V242H105ZM227 241V240H226ZM6 245H4L3 243ZM6 242V243H5ZM11 242V243H10ZM70 241H68V243H69ZM15 243V244H14ZM88 243V244H87ZM102 243V244H101ZM104 243H105V245H104ZM94 244V245H93ZM100 244V245H99ZM106 244H107V246H106ZM92 245L94 246V250H92ZM98 245V246H97ZM8 246H9V248H8ZM17 246V247H16ZM20 246V247H19ZM99 246H100V248H99ZM12 247V248H11ZM19 247V248H18ZM86 247V248H85ZM90 247V248H89ZM95 247H97L98 249H97V251L95 250ZM3 248H5V249H3ZM17 248V249H16ZM238 248V247H237ZM6 249H7V251H9V252H6V254H8V256H11V255H13L14 254V251H19V253H21L23 256H20V254H18L17 253V251H16V255H18V256H14L13 257V259H12V256L11 257H9L8 258V256H5L6 254H4L5 253V251H6ZM9 249V250H8ZM19 249V250H18ZM33 249V250H32ZM50 249V250H49ZM88 249H89V251H88ZM236 249V248H235ZM233 250L232 249V252L231 251H229V258L230 259H238V258H240V257H242L245 253H247L246 251H247V249L246 248H238L237 250ZM12 250H14V251H12ZM36 250V251H35ZM99 250V251H98ZM105 250V251H104ZM149 250H151L150 248H149ZM4 251V252H3ZM11 251V252H10ZM52 251V252H51ZM88 251V252H87ZM93 251V252H92ZM37 252H39V253H37ZM100 252V253H99ZM12 253V254H11ZM43 253H47L46 255L45 254H43ZM54 253V254H53ZM90 253V254H89ZM92 253H94L95 254V256H94V254H92ZM30 254V255H29ZM32 254V255H31ZM85 256H84V255ZM97 254L99 255V256H97ZM48 255H50V256H48ZM54 255V256H53ZM75 255V256H74ZM79 255V256H78ZM87 255L89 256V255H91L90 257H92V259L89 257H87ZM93 255V256H92ZM32 256V257H31ZM35 256H37V257H35ZM41 256V257H40ZM47 256V257H46ZM67 256V257H66ZM69 256V257H68ZM101 256V257H100ZM2 257V258H1ZM18 257V258H17ZM28 257H31V258H28ZM34 257V258H33ZM76 257V258H75ZM83 259H81V258ZM85 257H87V259L85 258ZM95 257H98L99 259L97 260ZM194 257V256H193ZM3 258H5V259H3ZM28 258V259H27ZM36 258V259H35ZM38 258H39V260H38ZM45 258H47V259H45ZM66 258V259H65ZM7 259V260H6ZM16 259V260H15ZM24 259V260H23ZM50 259H51V261H50ZM53 259H55V260H53ZM77 259V260H76ZM85 259H86V261H85ZM91 259V260H90ZM97 260L98 261V263H97V261H95V260ZM14 260V261H13ZM41 260V261H40ZM49 260V261H48ZM94 260V261H93ZM133 260H134V262H133ZM215 260V259H214ZM17 261V262H16ZM21 261V262H20ZM45 261V262H44ZM72 261V262H71ZM83 261V262H82ZM86 263H85V262ZM92 261H93V263H92ZM127 261V260H126ZM197 261H198V259H197ZM19 262V263H18ZM48 262V263H47ZM50 262V263H49ZM53 262V263H52ZM56 262H58V260L56 261ZM67 262H69V263H67ZM80 262V263H79ZM89 262V263H88ZM129 263H132L133 262V264H135V262H140L139 264H145V262H144V260H142L141 261V259H132V262H131V260L130 261H128ZM127 262V263H128ZM149 263H150V261H148ZM215 262V261H214ZM138 263H136V264H138ZM215 263H217V264H220L219 263V261L218 260H216V262ZM151 264H154V263H151ZM228 264V263H227ZM231 264V263H230Z\"/></svg>", "mask_w": 264, "mask_h": 264}]
</instances>
